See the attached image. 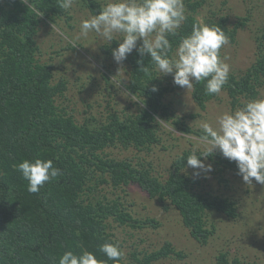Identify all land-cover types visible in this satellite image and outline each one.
I'll list each match as a JSON object with an SVG mask.
<instances>
[{"label": "trees", "instance_id": "trees-1", "mask_svg": "<svg viewBox=\"0 0 264 264\" xmlns=\"http://www.w3.org/2000/svg\"><path fill=\"white\" fill-rule=\"evenodd\" d=\"M77 1L86 2L95 13L102 6L100 0ZM184 3L188 18L178 35L169 38L174 46L191 32L193 24H202L195 15L206 0ZM40 12L51 21L70 16L59 8L58 0H7L5 6H0V264H59V257L69 250L76 254L82 250L93 252L102 264H129L125 259L107 260L99 248L105 243H118L111 233L114 224L135 228L155 221L141 220L132 213L121 195L123 186L131 183H137L150 197H157L164 207L174 205L191 235L207 243L214 233L208 224L210 212L233 218L238 215V207L234 199L222 193L196 190V180L183 171L191 152L176 159L165 180L148 168L137 167L131 159L118 160L106 153L114 143L144 149L158 142L155 114L164 108L163 97L170 90L168 79L158 75L150 55L141 56L133 50L125 61L130 72L126 87L143 103L139 111L115 110L97 127L79 121L59 103L68 89L67 80H56L54 65L41 62L37 56L35 34L42 21ZM204 24L222 28L232 40L238 31L229 28L223 15L208 17ZM257 42L255 63L241 78L230 74L225 85L234 107L240 102L237 93L249 97L258 94L257 79L264 76V32ZM204 85L194 84L193 89V98L201 109L217 96L206 94ZM153 87L158 90L153 91ZM207 157L213 158L212 154ZM218 157V165L237 167L235 162ZM35 158L52 159L62 175L32 193L16 166ZM217 176L227 181L221 173ZM140 253L138 264H155L172 254L183 256L170 241ZM216 261L242 264L240 258L228 252L218 254Z\"/></svg>", "mask_w": 264, "mask_h": 264}, {"label": "rangeland", "instance_id": "rangeland-1", "mask_svg": "<svg viewBox=\"0 0 264 264\" xmlns=\"http://www.w3.org/2000/svg\"><path fill=\"white\" fill-rule=\"evenodd\" d=\"M6 2L0 0V6H5ZM100 2L103 5L105 0ZM68 12L70 16L64 15L57 21L41 14L42 21L35 34L39 60L54 65L56 80L64 77L68 82V89L60 98L62 103H59L79 121H87L93 127L107 121L115 110L138 112L143 103L126 87L130 76L126 60L118 64L107 51V48L111 51L117 48L120 41L113 40L108 44L94 33L76 39L81 20L97 13L91 11L86 2L77 0ZM213 15L225 16L229 28L238 29L236 37L229 39L230 43L222 48L221 56L229 57L230 74L241 78L258 57L257 37L264 32V0H206L195 16L204 24ZM140 43L142 40L137 41V45ZM164 76L170 90L163 97V110L155 114L158 142L144 149L116 143L106 148L107 156L118 160L131 159L134 165L150 169L162 180L168 178L176 159L185 152L192 154L196 149L198 155L203 154V145L196 142L201 135L199 125L202 122L214 124L216 117L223 112L242 107L250 99L264 98V76L261 74L257 79L256 97L237 93L240 102L234 107L233 98L224 86L221 94L201 109L193 98L194 87L187 91L174 84L172 74ZM212 156V159L199 157L205 164L212 165L210 173L188 166L183 171L196 180V190L212 195L222 193L234 199L238 215L232 218L221 212H210L208 224L214 233L207 243H202L191 235L174 205L164 207L157 197H150L137 183L123 186L121 195L134 216L141 220L155 219L154 223L135 228L118 224L111 227L112 237L117 238L126 253L124 259L127 263L138 264L136 257H141L140 252L161 248L170 241L183 252V256L172 254L155 264H216L221 252L237 256L242 264H264V185L254 180L252 184H246L238 175L235 164L218 165V156L223 157L219 150H215ZM196 172L200 174L197 176ZM218 172L227 181H222Z\"/></svg>", "mask_w": 264, "mask_h": 264}, {"label": "clouds", "instance_id": "clouds-1", "mask_svg": "<svg viewBox=\"0 0 264 264\" xmlns=\"http://www.w3.org/2000/svg\"><path fill=\"white\" fill-rule=\"evenodd\" d=\"M75 3L76 0H58L59 8L65 12ZM187 18L184 0H105L97 14L81 20L76 39L94 33L108 44L120 41L112 51L118 64L136 50L141 56L150 55L158 75L172 74L174 84L180 88L188 91L194 84L205 82L206 94L220 95L231 73L229 57L221 56V49L230 43L229 38L220 27L196 23L174 46L169 38L178 35ZM138 40H142L139 47ZM199 127L201 135L196 142L203 145L204 151L198 155L193 149L186 158L188 167L210 173L212 165L199 157L219 150L224 158L236 163L238 175L246 184L254 180L264 185V98L250 99L242 107L220 114L214 124L205 121ZM16 167L32 193L62 175L52 159H26ZM99 251L115 262L123 261L126 256L118 243H105ZM59 264L102 262L93 252L82 250L76 254L69 250L59 257Z\"/></svg>", "mask_w": 264, "mask_h": 264}]
</instances>
